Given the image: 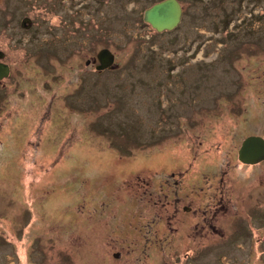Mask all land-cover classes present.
<instances>
[{"label":"rangeland","instance_id":"1","mask_svg":"<svg viewBox=\"0 0 264 264\" xmlns=\"http://www.w3.org/2000/svg\"><path fill=\"white\" fill-rule=\"evenodd\" d=\"M159 1L71 0L78 34L21 36V92L0 82V264H264V159L238 158L264 139V0H178L157 32ZM106 48L111 68L84 63Z\"/></svg>","mask_w":264,"mask_h":264},{"label":"flooded vegetation","instance_id":"2","mask_svg":"<svg viewBox=\"0 0 264 264\" xmlns=\"http://www.w3.org/2000/svg\"><path fill=\"white\" fill-rule=\"evenodd\" d=\"M65 1L66 0H0V68H3V66L7 68V75L0 78V82L2 85L4 84L5 87L7 86L5 90H9L10 93L15 91L21 92L16 89L21 79L11 78L12 71L15 66L27 65L28 60L32 57L33 52L27 51L26 43L29 41L30 37L36 34L38 20L48 23L49 20L54 19L50 22L52 26H48V29H60L58 31L61 34L65 32L68 35L70 32L69 27L74 26V34H78L77 30L80 26V21L76 18L77 11L72 10L70 13L69 5L71 0H67L69 3H67L68 6L66 7L67 11L65 13L64 11H59L58 5L61 6V3L65 4ZM102 1L103 0H94V2L98 3ZM84 25L85 24L82 26ZM25 34H29V38H27L25 43L19 42V40H22L21 36ZM11 52L13 53L11 54ZM35 53L37 54L38 51H34V54ZM97 53L95 56H92L91 60L84 61V63L92 65L96 71H98L96 67L100 64L97 59ZM103 70H100V72ZM175 181L176 180H174V182ZM168 185L169 184L166 182H164V184L162 183V187H168ZM162 191L164 198L167 197L165 190ZM174 199L179 200L178 197H174ZM182 211L188 212L190 211V207L184 206L182 207Z\"/></svg>","mask_w":264,"mask_h":264},{"label":"water","instance_id":"3","mask_svg":"<svg viewBox=\"0 0 264 264\" xmlns=\"http://www.w3.org/2000/svg\"><path fill=\"white\" fill-rule=\"evenodd\" d=\"M182 9L177 0H161L144 10L142 19L157 32L170 31L181 21ZM98 71L110 68L114 55L108 49L97 53ZM2 71V72H1ZM7 75V68H0V78ZM239 161L245 164H255L264 159V139L259 136L247 137L238 151Z\"/></svg>","mask_w":264,"mask_h":264},{"label":"trees","instance_id":"4","mask_svg":"<svg viewBox=\"0 0 264 264\" xmlns=\"http://www.w3.org/2000/svg\"><path fill=\"white\" fill-rule=\"evenodd\" d=\"M178 1V0H177Z\"/></svg>","mask_w":264,"mask_h":264}]
</instances>
